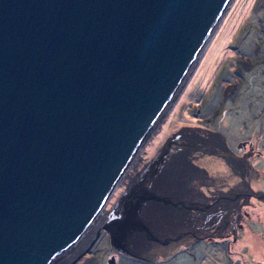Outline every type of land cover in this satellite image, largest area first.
<instances>
[{"label":"water","instance_id":"water-1","mask_svg":"<svg viewBox=\"0 0 264 264\" xmlns=\"http://www.w3.org/2000/svg\"><path fill=\"white\" fill-rule=\"evenodd\" d=\"M234 2L0 0V264H76L103 229L122 247L126 225L177 226L193 200L148 186L168 149L146 148Z\"/></svg>","mask_w":264,"mask_h":264},{"label":"rangeland","instance_id":"rangeland-1","mask_svg":"<svg viewBox=\"0 0 264 264\" xmlns=\"http://www.w3.org/2000/svg\"><path fill=\"white\" fill-rule=\"evenodd\" d=\"M263 19L264 0H235L186 89L162 123L157 142L155 138L146 148L150 158L163 147L171 154L183 145L191 148L187 159L199 165V177L196 186L193 174L189 187L206 191L210 198H198L201 193L193 191L185 200L218 204L220 199L232 198L231 188L243 181V192L251 186L261 191V197L251 194L250 198L237 199L234 223L223 232L227 234L223 238L217 232L213 233L216 237L208 239L204 234L201 238L198 233H182L180 243L165 244L166 237L151 226L157 231L152 237L155 233L157 238L145 236L146 242L138 243L126 236L121 240L122 247H117L103 229L92 251L76 264H84L87 257L98 258L87 264H264V36L256 29ZM257 36L260 42L252 53L249 49L256 46ZM193 132L211 142L189 137ZM242 156L249 159L251 167L232 169L230 163ZM137 168L131 169L132 175L143 167ZM184 172L181 176L189 177ZM124 190L119 187L107 207L113 206ZM238 212L243 214L240 226ZM170 236L176 238L178 234Z\"/></svg>","mask_w":264,"mask_h":264},{"label":"flooded vegetation","instance_id":"flooded-vegetation-1","mask_svg":"<svg viewBox=\"0 0 264 264\" xmlns=\"http://www.w3.org/2000/svg\"><path fill=\"white\" fill-rule=\"evenodd\" d=\"M229 166L232 167V169H240V170H247L249 167H251L250 163H249V159H246L245 156H242L240 158H234L233 164L230 163ZM198 177H199L198 175H195V176H193V179H192L195 181L196 186H198L197 185ZM243 182L244 183H242V184L239 183V184L235 185L234 186L235 188H231L230 192L233 193L232 198H230L228 196V199H226V200L220 199L218 204H216V203L215 204H212V203L206 204V200H205V201H203L204 205L201 206V204H203V203H199L200 202L199 200H197V202L195 200H193V205L188 207V209H187V212H188L187 218H189V221L185 222L182 219H178V222H177L178 224L176 227H179V229L174 228L173 230H176V231H170L169 230L168 232H166L163 235L166 237L164 243L165 244L180 243L182 240H180L179 237L182 235V233H184L185 236L193 234V233L194 234L198 233L201 238L204 234L203 237L207 238V239L216 237L215 234L213 235L214 232L219 233V235H221L222 238H223V236L227 235V234H224L223 232L231 229V227L234 223L233 216L237 212L235 210V206L238 203L237 199L238 198L240 199L243 196H245V197L247 196V198H250L251 194L260 195V197H261V191L260 190L254 191V190H252L251 186H248L249 189L243 192L241 185L243 186L245 184V181H243ZM196 186L194 187V189H195L194 191L196 193L198 192L199 194L201 193V195H202V196L198 195V198L203 197V196L205 198H210L209 194H207L206 191L200 192L199 190H197ZM120 193H119V195H120ZM118 196H117V198H118ZM224 201H226V203H224ZM225 210H227V212L224 214ZM202 212H204L205 215L202 214ZM210 212H214L215 215L212 216L210 214ZM221 213L224 215L222 216ZM203 216L205 218L201 219V217H203ZM237 219L240 220V222H239V226H240V224L242 223L241 221L243 220V214L241 212H238ZM236 231H237V229L234 232H236ZM155 233H156V231H155ZM170 234H172V235L178 234V236L175 238V237L170 236ZM209 235L211 237H208ZM121 246H122V243H121Z\"/></svg>","mask_w":264,"mask_h":264},{"label":"bare ground","instance_id":"bare-ground-1","mask_svg":"<svg viewBox=\"0 0 264 264\" xmlns=\"http://www.w3.org/2000/svg\"><path fill=\"white\" fill-rule=\"evenodd\" d=\"M166 125H164L163 127H165ZM182 133L178 134L177 137H179V135H181ZM184 135H187V134H184ZM183 136V135H182ZM181 136V137H182ZM188 136H193V137H197L198 135H195L194 132L191 133V134H188ZM201 137V136H200ZM157 138L156 137V142H157ZM203 139H200L199 137H197L196 139L199 141V140H205L206 142H211L210 139L208 138H205V137H202ZM155 139V138H154ZM192 139V138H190ZM154 141L151 142V145ZM193 140H192V143L190 144L193 145ZM189 146V147H190ZM164 148V147H163ZM168 149V148H167ZM191 149V148H186L183 146L181 147H177L175 149V152L172 153V151L170 152L169 149H168V158L166 160L165 163H162V166L161 168L159 167L157 171H155L154 175H153V178L150 179L149 183H148V186L149 187H152V183L154 185H156V181L157 179H159V176L160 178L164 181V183L161 184L160 182V179H159V183L160 185H162L163 188L165 189H168V191H171L172 193H174L175 195H178L180 198H189V193L187 194L188 191H190V188L188 187L190 185L189 181V177H184V176H181V172L184 171V169H187V152L188 150ZM150 159V157H149ZM146 169L145 167L141 168L138 172H137V180L135 181V183L132 184V186H141L142 185V182L141 181L142 179H144V174L146 173ZM199 172H196L195 175H198ZM184 175H185V172H184ZM165 192V191H164ZM188 196V197H187ZM193 197V196H192ZM203 203V202H202ZM224 203H226V201H224ZM150 205V203H147ZM139 207H142L144 206L143 204H138ZM153 206H157L156 208H154V212L158 211V212H161V207L160 205H156V204H153L151 203V208H153ZM225 206V205H224ZM226 207V206H225ZM140 209V208H139ZM175 211L177 213H182V214H178L177 216V219H182L183 221H189V218H187V210L185 208H175ZM151 212L152 209H151ZM202 214L205 215L204 212H202ZM210 214L213 216L215 215L214 212H210ZM186 217H183L185 216ZM111 217L114 216L113 213L110 214ZM210 216V215H209ZM205 218L204 216L201 217V219ZM155 223V222H154ZM158 222L156 224H150L152 226H154L155 229H158L160 228L159 232L161 234H165L166 232H168L169 230L170 231H176V230H173L174 228L175 229H179V227H170V228H167L166 226V222H165V225H157ZM162 226H165V228H163ZM162 227V228H161ZM153 228V229H154ZM152 230V228H151ZM182 230V229H181ZM155 231V230H154ZM130 232L131 234V238L133 241H137L138 243H144L146 242V238H144L145 236H141L139 234V229H135L134 227H131L130 225H126L122 228V232L123 235L124 234H128ZM173 233V232H172ZM122 235V236H123ZM138 238H143V240H138Z\"/></svg>","mask_w":264,"mask_h":264},{"label":"trees","instance_id":"trees-1","mask_svg":"<svg viewBox=\"0 0 264 264\" xmlns=\"http://www.w3.org/2000/svg\"><path fill=\"white\" fill-rule=\"evenodd\" d=\"M258 8V7H257ZM257 10V9H256ZM263 21H264V19H263ZM262 27H264V23L263 24H261V26H258L256 29H258L259 30V32H260V34L262 33V35L264 36V31H261L260 29L262 28ZM262 36V37H263ZM258 39V36L255 38V44H256V46H253V47H251V49H249L252 53L255 51V49L256 48H258L257 46L259 45L258 43L260 42V41H258L257 40ZM262 40H264V38H262L261 39V41ZM262 44V43H261ZM263 46V45H262ZM262 48V47H261ZM248 50V51H249ZM256 54V53H255ZM213 106H214V103L213 104H211V106L209 107V108H213ZM216 110H217V108L215 109V111H214V113L216 112ZM110 239V238H109Z\"/></svg>","mask_w":264,"mask_h":264}]
</instances>
